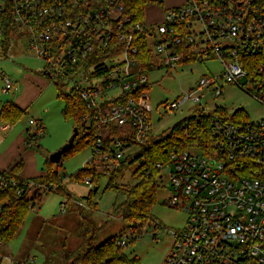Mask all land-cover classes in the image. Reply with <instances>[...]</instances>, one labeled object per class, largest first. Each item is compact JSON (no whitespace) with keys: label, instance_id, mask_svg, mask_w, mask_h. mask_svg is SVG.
<instances>
[{"label":"built area","instance_id":"built-area-1","mask_svg":"<svg viewBox=\"0 0 264 264\" xmlns=\"http://www.w3.org/2000/svg\"><path fill=\"white\" fill-rule=\"evenodd\" d=\"M124 1L0 0V48L8 34H26L29 49L44 62L42 73L61 85L71 83L67 93L83 100L84 132L96 155L89 166L104 175L126 154L148 146L154 134L143 43L172 71L190 57L219 58L224 81L240 85L247 78L257 91L252 95L264 104V61L249 70L243 59L264 50V0H186L164 8L156 23L134 19ZM0 77L4 92L16 89L7 73ZM214 82L203 78L200 84ZM214 93L221 95L222 88ZM189 100L200 99L182 93L160 104L175 110ZM199 114L182 125L178 139L165 148L167 158L157 163L161 177L165 166L171 170L166 204L188 214L186 225L170 233L173 244L164 264H264V117L242 119L222 110ZM29 125L37 138L46 132L34 117ZM105 125L127 128L113 137L109 152L95 132ZM84 181L94 183L91 176ZM61 211H67L65 204Z\"/></svg>","mask_w":264,"mask_h":264},{"label":"rangeland","instance_id":"rangeland-1","mask_svg":"<svg viewBox=\"0 0 264 264\" xmlns=\"http://www.w3.org/2000/svg\"><path fill=\"white\" fill-rule=\"evenodd\" d=\"M179 2L180 0H156L154 4H151L152 6L146 8V20L153 21L159 18L161 3L167 7ZM10 37L7 49L0 48V73L4 71L16 81L19 89L16 93L22 92L23 77L26 74L36 76L46 82V86L42 83L44 84L42 97L36 101L33 108L32 106L28 108V113L19 121L22 126H29L31 116L36 115L34 109L39 108L48 112L45 116L49 132L33 141V149L38 153V159L41 161L40 168L46 172L50 155L69 141L77 124L75 118H66L63 115L65 100L64 97H58L60 93L58 85L64 92H68L71 83L61 85L60 82L58 84L50 81L40 73L44 62L36 58L29 49L26 34L16 33L11 34ZM227 42L222 41V43ZM222 72L223 64L217 57L182 63L174 71L166 67L151 69L148 76L152 105V132L157 135L169 131L185 117L203 110L214 111L217 108L224 109L229 115L234 114L238 109H243L247 119L263 118L264 104L252 95V93H257L254 84L247 78L241 79L240 85L225 82ZM203 78L215 79V82L202 86L200 81ZM32 85L37 87L39 82L35 80ZM3 86L0 77V96H2L0 101L2 102L5 101L4 96L9 95L7 98H11L15 93V90L4 92ZM219 87L222 88V93L216 96L214 89ZM112 92L116 94L119 90ZM182 93H191L192 97H198L200 100L197 103L189 100L175 110L160 104L164 101L171 103ZM71 149L63 158L60 167L55 162L50 166L63 176V188L72 197V202L67 204V211L64 213L61 211V202L65 201L63 194L53 191L43 194L41 199L36 201V206L30 209L17 235L12 240L1 244L0 264H66L65 248L75 249L80 244L76 231L82 221L81 212L95 221L99 228L97 245L121 233L123 238L129 239L134 236L137 238L132 245L125 248L126 254L139 256L140 264H164L173 244V237L170 233L183 228L188 218V214L182 207L176 208L166 204L172 196L170 167L165 166L162 171L163 177L158 179L157 203L151 209V214L157 218L158 225L143 224L137 228L135 234H132L128 228L130 222L118 214H113L115 206L120 205L125 196L109 185V178L115 176L113 185L136 184L140 180L136 176L140 160L128 163L122 172L111 166L109 175L101 174V169H99L98 182L90 186L85 183L84 175L81 178H75L74 175L89 165L88 162L93 155L92 148L83 146L80 149L75 148L72 151ZM132 150H129V153ZM91 192H94L91 200L95 208L88 204L87 198ZM75 239L78 242L74 244Z\"/></svg>","mask_w":264,"mask_h":264},{"label":"trees","instance_id":"trees-1","mask_svg":"<svg viewBox=\"0 0 264 264\" xmlns=\"http://www.w3.org/2000/svg\"><path fill=\"white\" fill-rule=\"evenodd\" d=\"M155 1L156 0H125L124 7L128 12L133 13L134 19L145 23L149 22L146 20V8L154 4ZM160 8L164 9L163 3H161ZM10 40L11 37L8 34L2 47L7 49L6 47L9 45ZM142 52L144 56L142 66L145 72L149 73L153 68L162 67L160 65V60L153 56L147 43H143ZM105 57H107V55H103L100 58L102 59ZM243 59H245V63L247 61V69L252 70L258 62L264 61V50L255 55L248 54L243 57ZM191 61H194L192 57L184 59L186 63ZM58 87L60 89L58 97H64L65 100V106L62 110L63 115L66 118H75L77 123L76 126L79 128V134L75 138L71 151L75 148L80 149L83 146H90L92 148V143L88 140L84 132L86 125L82 120V116L86 110L83 100L80 98L79 94L67 93L64 92L60 85H58ZM218 110L225 111L224 109L217 108L212 112ZM26 114L27 110L18 106L15 102L10 100L4 102L0 101V119L14 124ZM233 115H238L239 118L247 119L246 112L243 109H238ZM199 116V112L192 114L175 124L169 131H164L157 135L151 134L148 146L142 148L133 155L126 154L125 159L120 161V166L115 170L122 172L128 163L139 159L140 165L136 171V176L140 179L139 182L134 185L118 186L113 185L115 176L109 178V185L115 187L117 192L125 196L124 201L120 205L115 206L113 214H118L126 221L130 222L128 228L132 234H135L137 228L143 224L154 223L158 225L157 218L151 214L152 206L157 203L158 179L161 177L160 169L157 168V163L163 162L167 158L168 152L165 151V148L169 144L175 143L178 139L177 135L182 132V125L186 122L194 123ZM126 129V126L105 125L96 129L95 132L103 137L104 150L109 152L113 137ZM38 139L36 134L30 133L27 139L28 146L32 145V141ZM69 151L63 155L61 161L57 163V166L60 167L62 165V160ZM92 152L94 155L95 152L93 148ZM95 157L96 155H94V158ZM51 164H53V162L49 158L47 160L48 169L45 174L30 178H25L20 175V171L23 167L22 160L8 169L0 171V181L4 182V184L0 183V247L1 244L12 240L17 235L24 225L30 209L36 206V201L41 199L43 194L51 191L59 192L65 196V201L61 202V204L67 206L68 203L72 202L71 195L63 188V176L58 170L52 169L50 167ZM98 171L99 170L96 168H91L88 165L79 170L74 177L81 178L83 175H90L93 182L97 183L100 176ZM29 181L34 182V185L29 186ZM93 195L94 192H91L87 200L90 207L95 208L91 200ZM81 215L82 221L76 231L80 238V244L75 249L69 250L65 248L64 258L66 259V264H140L139 256H129L125 252V248L132 245L137 237L133 236L129 239L127 238V243L125 245H120L118 241L123 238L121 233L97 245L98 226L95 221L86 217L82 212ZM108 259L110 260L109 263L106 262Z\"/></svg>","mask_w":264,"mask_h":264},{"label":"crops","instance_id":"crops-1","mask_svg":"<svg viewBox=\"0 0 264 264\" xmlns=\"http://www.w3.org/2000/svg\"><path fill=\"white\" fill-rule=\"evenodd\" d=\"M185 1L186 0H180L179 3H174L167 7L164 6V8L175 7L183 4ZM160 9L161 10L159 18L157 20L149 21L150 23H156L162 20L163 8ZM35 80L39 82V85H37V87L32 85V82ZM23 83L24 86L21 93H16L17 90H19L18 86L16 85L14 95L11 98H7L9 97V95H6L3 97V99L5 101L10 100L15 102L18 106L26 109L28 113V108L30 106H32L33 108L35 106L34 104H36V101L40 97H42V91L44 89V84L42 83H45L46 86V82L36 76L26 74L23 77ZM1 97L2 96H0V98ZM34 112L36 113V115L31 117H34L35 119L42 122L46 130L44 135H46L49 131L46 124L47 117L45 116V114H47L48 112H44L39 108L34 109ZM19 121L12 124L6 120L0 119V171L10 168L11 166L22 160L23 167L20 171V175L22 177L30 178L38 175H43L45 174V172L42 168H40L41 161L38 159V153L33 149V141L31 146H28L27 144L28 135L32 133L33 128L30 125L22 126ZM77 242L78 240L75 239L74 244Z\"/></svg>","mask_w":264,"mask_h":264},{"label":"water","instance_id":"water-1","mask_svg":"<svg viewBox=\"0 0 264 264\" xmlns=\"http://www.w3.org/2000/svg\"><path fill=\"white\" fill-rule=\"evenodd\" d=\"M78 134H79V128L76 126L74 128L73 134L71 135L69 141L64 146H62L60 149H58L57 151L53 152L50 155V160L52 162H55V163L60 162L62 157H63V155L65 153H67L72 148V146L74 144V141H75V138L78 136ZM106 262L109 263L110 260L108 259Z\"/></svg>","mask_w":264,"mask_h":264}]
</instances>
